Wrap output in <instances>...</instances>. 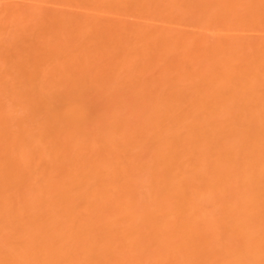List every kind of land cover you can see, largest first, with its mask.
Here are the masks:
<instances>
[{
	"label": "bare ground",
	"instance_id": "6f19581e",
	"mask_svg": "<svg viewBox=\"0 0 264 264\" xmlns=\"http://www.w3.org/2000/svg\"><path fill=\"white\" fill-rule=\"evenodd\" d=\"M0 264H264V0H0Z\"/></svg>",
	"mask_w": 264,
	"mask_h": 264
}]
</instances>
